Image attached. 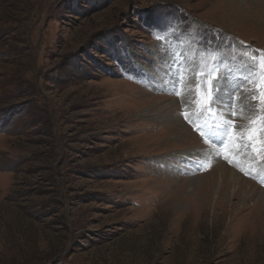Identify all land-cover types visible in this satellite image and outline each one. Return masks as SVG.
I'll use <instances>...</instances> for the list:
<instances>
[{
  "label": "rangeland",
  "instance_id": "374dc122",
  "mask_svg": "<svg viewBox=\"0 0 264 264\" xmlns=\"http://www.w3.org/2000/svg\"><path fill=\"white\" fill-rule=\"evenodd\" d=\"M245 47L264 0H0V264H264V154L190 90Z\"/></svg>",
  "mask_w": 264,
  "mask_h": 264
},
{
  "label": "snow or ice",
  "instance_id": "6c2138e0",
  "mask_svg": "<svg viewBox=\"0 0 264 264\" xmlns=\"http://www.w3.org/2000/svg\"><path fill=\"white\" fill-rule=\"evenodd\" d=\"M172 27V20L167 19L163 26H157V34L163 36ZM213 35H216L213 32ZM201 48L205 53H222L224 45L219 44L215 48L211 43L205 45L200 42ZM234 48V46H230ZM245 49H236L231 51L230 55H220L214 60V66L211 72H205L202 69L195 71V83H191V94L193 97V106L197 104L207 105L204 112L212 118L215 113L216 118L212 120V127L208 130V138L215 135L224 140H233L232 149L236 155L243 153V158H248V153L254 155L264 154V61H258L255 56L244 58L239 55ZM221 68L223 71L221 72ZM167 76L168 73H165ZM183 72H179L171 81H165V91H168L167 85L171 83L174 91L171 94L181 96L179 85L183 83ZM199 78H202L199 79ZM255 82V83H254ZM254 83V90L250 96L246 97V105L241 102V107H237L240 101V94ZM201 115H204L202 112ZM185 120L190 121V117L185 115ZM222 120V123L220 122ZM237 120H247V124H238ZM207 124H205V128ZM201 137H205L204 128H196ZM207 142V140H206ZM238 146V148H237ZM227 159L228 156L226 155ZM230 162H232L230 160ZM243 172L244 169L240 168ZM250 178H256L252 171L244 172ZM264 184V180L261 181Z\"/></svg>",
  "mask_w": 264,
  "mask_h": 264
},
{
  "label": "bare ground",
  "instance_id": "6f19581e",
  "mask_svg": "<svg viewBox=\"0 0 264 264\" xmlns=\"http://www.w3.org/2000/svg\"><path fill=\"white\" fill-rule=\"evenodd\" d=\"M151 144V143H150ZM208 175V174H207ZM222 187V186H221ZM191 202V201H190ZM184 203V202H183ZM219 203V202H218ZM193 204V203H192ZM212 205V204H211ZM193 206V205H192ZM220 208H222V210H225L224 212L226 213V212H228L227 211V209L225 208V207H217V205H215L214 206V211H216L217 209H220ZM235 208V207H234ZM200 209V208H199ZM201 209L202 210H204V211H206V210H209L208 209V206H205V207H201ZM211 209V208H210ZM232 209V208H231ZM238 209V208H237ZM242 210V209H241ZM180 211V210H179ZM154 212V211H153ZM178 212V211H177ZM203 213V212H202ZM224 215V214H223ZM153 217V216H152ZM200 218V217H199ZM225 222V221H224ZM225 224H227V223H225ZM249 224V223H248ZM250 225V224H249ZM172 230V229H171ZM257 229H255V231H256ZM243 234V233H242ZM261 237V236H260ZM233 241H235V240H233ZM240 242V241H239ZM239 247V246H238ZM231 249V248H230ZM239 249V248H238ZM224 250V249H223ZM236 250V249H235ZM222 252V251H221ZM238 256V255H237ZM240 259V258H239Z\"/></svg>",
  "mask_w": 264,
  "mask_h": 264
}]
</instances>
